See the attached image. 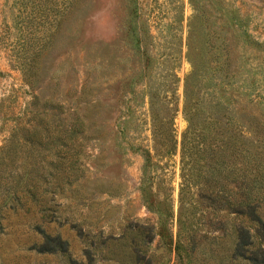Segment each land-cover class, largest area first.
Returning <instances> with one entry per match:
<instances>
[{
    "label": "rangeland",
    "instance_id": "1",
    "mask_svg": "<svg viewBox=\"0 0 264 264\" xmlns=\"http://www.w3.org/2000/svg\"><path fill=\"white\" fill-rule=\"evenodd\" d=\"M187 110L218 136L223 114L264 122V0H0V264L228 261L232 230L207 223L225 210L179 200ZM52 111L80 113L91 135L76 176L68 147L49 161V144L10 142ZM169 119L176 147L161 154ZM179 215L197 228L192 249ZM135 221L154 226L141 262ZM43 232L66 250L40 251Z\"/></svg>",
    "mask_w": 264,
    "mask_h": 264
},
{
    "label": "trees",
    "instance_id": "2",
    "mask_svg": "<svg viewBox=\"0 0 264 264\" xmlns=\"http://www.w3.org/2000/svg\"><path fill=\"white\" fill-rule=\"evenodd\" d=\"M228 65L229 59L226 57V72ZM52 105L58 109L62 106L58 103ZM186 112L188 125L180 139L179 200L193 195L192 208L203 205L214 212L225 210L229 215L227 218L210 219L207 222L213 229H220L222 235L230 231L229 229L232 230L229 260L224 264H240L236 261L237 258L245 260L244 264H264V214L261 208L264 203V151L258 148L260 145L264 148V122L260 124L251 117L245 124L234 114H223V120L216 122L219 128L222 126L221 129L215 130L223 133L218 136L199 126L194 121L191 110ZM45 119L46 123L42 127L34 125L16 138L13 135L10 139L12 147L20 137L33 147L40 144L48 147L49 144V148L54 150L49 161L54 158L60 161L61 151L68 147L67 160L76 176L77 171L82 170L80 152L85 139L91 136L85 131L84 117L76 113L66 119L58 115V112L52 111ZM53 125V129L49 131V127ZM97 134H100V130ZM154 141L162 151L161 154L174 151L176 140L170 119L160 122V127L154 131ZM199 198L205 199V204ZM181 207L180 204V213ZM177 220L178 228L182 227L183 230V240L188 244V248L192 249L197 243V228L188 221L186 215L184 219L179 215ZM134 224L136 229L130 236L132 255L135 254V260L141 262L145 244L154 236V226L144 221H135ZM77 229L79 233L82 232L81 226ZM179 236L178 234V240ZM66 248L67 240L59 233L43 232L38 248L40 251Z\"/></svg>",
    "mask_w": 264,
    "mask_h": 264
}]
</instances>
